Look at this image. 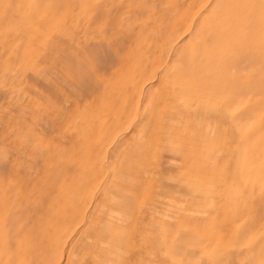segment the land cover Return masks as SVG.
Listing matches in <instances>:
<instances>
[{
    "label": "rangeland",
    "instance_id": "374dc122",
    "mask_svg": "<svg viewBox=\"0 0 264 264\" xmlns=\"http://www.w3.org/2000/svg\"><path fill=\"white\" fill-rule=\"evenodd\" d=\"M0 264H264V0H0Z\"/></svg>",
    "mask_w": 264,
    "mask_h": 264
},
{
    "label": "bare ground",
    "instance_id": "6f19581e",
    "mask_svg": "<svg viewBox=\"0 0 264 264\" xmlns=\"http://www.w3.org/2000/svg\"><path fill=\"white\" fill-rule=\"evenodd\" d=\"M168 147V146H167ZM170 150V149H169Z\"/></svg>",
    "mask_w": 264,
    "mask_h": 264
}]
</instances>
